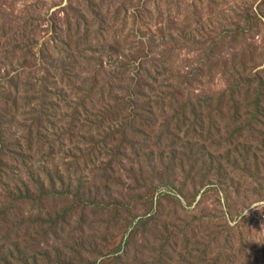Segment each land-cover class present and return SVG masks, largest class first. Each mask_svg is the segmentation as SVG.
<instances>
[{"label": "rangeland", "instance_id": "1", "mask_svg": "<svg viewBox=\"0 0 264 264\" xmlns=\"http://www.w3.org/2000/svg\"><path fill=\"white\" fill-rule=\"evenodd\" d=\"M261 10L264 0H0V253L264 264V113L224 72L239 54L249 71L237 77L264 71V17L248 19ZM226 17L251 33L202 59ZM146 66L153 86L174 87L148 117L146 100L170 88L149 92ZM112 168L121 180L107 195L81 191Z\"/></svg>", "mask_w": 264, "mask_h": 264}, {"label": "trees", "instance_id": "2", "mask_svg": "<svg viewBox=\"0 0 264 264\" xmlns=\"http://www.w3.org/2000/svg\"><path fill=\"white\" fill-rule=\"evenodd\" d=\"M214 11L215 10H213V9H209L208 15H210V14L214 15ZM225 14L226 13H224L222 11V13L219 15H225ZM261 16L264 17V12L262 10H261V14H259V13L257 15L256 14H250L248 16V19H249V21H251L250 22L251 25H253V24L255 26H256V24L260 25L262 23V17ZM209 19L212 20L213 18L209 17ZM226 20L228 23L225 27L223 24H221L219 26L217 32L211 31V33H209L207 35L208 43L205 46V49H206L205 51H207V52L206 53L203 52V54H201L202 59L204 57L214 59L212 57H214L216 55V53L221 56L224 53L223 52L224 45H228L229 42L235 41V39H237L239 37L240 32L241 33L242 32L251 33V32L246 30L244 25L235 24L232 22L233 20L228 18V17H226ZM259 21H261V22L258 23ZM246 24H247V26H249L248 23H246ZM209 26H210V24L208 23V25H206V28ZM145 36L148 38L149 44H154L156 42L155 35L145 34ZM158 46H157V53H158ZM234 49H236V48H234ZM203 55H205V56H203ZM243 55L244 54H239V55L233 56L229 66L224 67V72L226 73V77L229 79V88H235V92L239 98H242V99H248L249 98L250 99L251 97H254V104L257 105V112L260 113V109H261V113H264V108L259 107V102H260L259 99L261 100L262 97L264 96V94H263V96L261 97L262 93L264 92V71H261V69H259L260 71L254 72L259 66H261V63H260V64L253 65L251 67L250 73H249L248 72L249 67L246 65V62H244V63L242 62ZM150 60L152 61L154 59L151 58ZM216 61H217V59H216ZM145 68L147 69L145 71V78L149 81V82L148 81L146 82L145 88H148V91L149 90L152 91L154 89V92H155L157 88H170L167 91L165 90L159 97L155 96L157 99L155 98L153 101H147L146 100L145 107H147V108H146L145 116L148 117L149 115L154 114L155 110L160 109V111H162L161 107L168 104V102H166V104L163 103V101H168L167 97H166L167 92L168 91L171 92V90H173L174 87L173 86L167 87L168 84H166V80H163L164 81L163 84H160L158 86H153L150 69L147 66ZM200 69L201 68L199 66V67H197L196 70L198 71ZM247 69H248V71L246 73H244V74L241 73L240 77H237L238 73H240L242 70H247ZM263 70H264V68H263ZM156 74L161 79H162V77L165 76L164 73H161V72H156ZM135 84H136L137 88H141L142 92L144 91L143 87H142V84H144V83H141L140 79L137 78V80H135ZM154 84L156 85V82H154ZM232 94H233V99H234L236 97L234 91L232 92ZM146 95L147 94L144 95L145 99L147 98ZM82 96H83L84 100L87 101L88 99L91 98V93L89 95L88 93L84 92V94ZM117 101H118V99H117ZM188 102H189V100L185 101L182 105V108L185 106H188L189 105ZM111 108H113V107H111ZM135 110H138V109L135 108ZM108 112H111V111H103V112H101V113L99 112V113H100V115H102V114L106 115V114H108ZM147 117H144L145 121L147 120ZM170 120L171 119H167V122L165 123L164 126L168 127ZM146 125H147V121L145 123V126ZM128 132H130L129 129H126L123 132L124 137H126V134ZM163 136H164L163 133L159 134L157 136L158 140L160 141V138H162ZM114 138H115V135L111 136L112 142H111V139H107V142H111L112 149L115 150V152H117L118 148L114 147V144H115V142L113 141ZM105 142H106V140H105ZM128 144L133 146V148L136 149L137 152L142 151L143 149L146 148V147H140V145L137 142H135L133 140V138L131 139V142H128ZM155 145H156V143H153V146H155ZM147 147H150V145H148ZM84 149H86V148H84ZM110 150H111V148H110ZM86 153H88V151L83 152L82 157H86V155H85ZM137 154L138 153H136V151H135V155H137ZM88 159H89V157H88ZM113 161H115V160L111 159L108 162V164H107L108 168L111 169V165L114 163ZM90 162H91V164H94V162H97V161L94 159ZM133 162H134V160H133ZM83 163H85L86 165H89V164H87V162H85V160L83 161ZM100 170L102 171V173H101L102 178L100 177V179H102L101 184L97 185L98 184L97 182H94L91 180L90 183H88V184L86 183L81 187L82 192H84V193L87 192L88 194L92 193L88 197L100 195L102 193L107 195L108 191L111 190V183L113 181L118 183V181L120 182V180H121V175L120 176L115 175L113 168H112L111 174H109V175H107L106 170H102V169H100ZM88 176H93V169H92V173L91 172L88 173ZM102 197H104V196H102ZM14 247H16V249H14V250L19 251L18 246H14ZM6 252H7V250H6ZM45 253H48V255L46 256L48 258H44L45 264H48V263L49 264H55L56 260H53V261L51 260L52 253L51 252L50 253L45 252ZM2 257L4 258L3 261L6 260L7 257L10 258V259L7 258L8 259L7 263H5V261H4V264H13L15 261H16V264H38V261H39V257L36 256L35 254L31 255V254H26L24 252H20L19 254H17V253H14L12 251H8L7 255L5 253L1 252L0 253V262H2V260H1Z\"/></svg>", "mask_w": 264, "mask_h": 264}, {"label": "built area", "instance_id": "3", "mask_svg": "<svg viewBox=\"0 0 264 264\" xmlns=\"http://www.w3.org/2000/svg\"><path fill=\"white\" fill-rule=\"evenodd\" d=\"M260 220H261V222L264 223V215L261 216V219Z\"/></svg>", "mask_w": 264, "mask_h": 264}]
</instances>
